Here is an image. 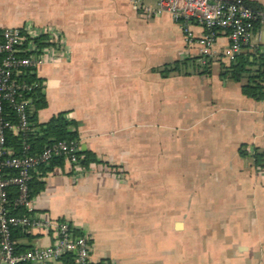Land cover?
<instances>
[{
  "label": "crops",
  "instance_id": "crops-1",
  "mask_svg": "<svg viewBox=\"0 0 264 264\" xmlns=\"http://www.w3.org/2000/svg\"><path fill=\"white\" fill-rule=\"evenodd\" d=\"M246 2L264 8V0ZM158 4L0 0V32L63 35L66 52H49L35 70L47 100L38 122L66 113L80 149L99 160L36 173L45 183L36 212L88 235L96 263L253 264L264 257V162L254 158L264 156V100L221 78L228 62L219 57L209 74L191 66L206 62L196 44L204 29L194 24L188 34L170 14L143 12ZM253 44L264 47V29ZM228 45L220 32L217 55ZM183 62L182 72L162 73ZM18 233L19 247L54 242L52 232Z\"/></svg>",
  "mask_w": 264,
  "mask_h": 264
},
{
  "label": "built area",
  "instance_id": "built-area-1",
  "mask_svg": "<svg viewBox=\"0 0 264 264\" xmlns=\"http://www.w3.org/2000/svg\"><path fill=\"white\" fill-rule=\"evenodd\" d=\"M143 12L170 14L188 34L192 25H200L204 34L196 44L204 60L219 57L228 63L234 61L246 49L254 47L256 24L264 29V8L253 9L246 0H159L156 10L144 8ZM220 32L228 33L229 45L222 55H217L215 47ZM0 36V264H62L68 255L73 256L75 264H112L94 262L91 239L68 221H52L38 215L29 189L32 173L42 165L49 166L56 157L84 169L78 158L80 147L73 142L54 141L41 154L31 155L30 145L24 144L21 156L7 147L8 132L23 137L38 133L29 113L30 95L39 85L18 78L29 70L34 73L47 61L49 52L57 55L66 52L65 39L53 28L32 26L6 28ZM4 103L14 112L16 122L5 115ZM10 171L17 173L12 175ZM13 189L16 197L11 200ZM35 229L52 232L54 242L19 252L13 233L24 234Z\"/></svg>",
  "mask_w": 264,
  "mask_h": 264
},
{
  "label": "trees",
  "instance_id": "trees-1",
  "mask_svg": "<svg viewBox=\"0 0 264 264\" xmlns=\"http://www.w3.org/2000/svg\"><path fill=\"white\" fill-rule=\"evenodd\" d=\"M261 9V8H257ZM260 28V25L256 24V30ZM1 33V32H0ZM1 41V36H0ZM253 49V50H252ZM211 59L206 60L202 66L191 65L195 68H199L204 73H211ZM187 66L188 62L176 63L165 67L162 71L164 75L170 73H180ZM221 78L230 80L236 83L242 84V92L248 97L257 101L264 100V47L248 48L242 54L238 55L234 61L220 66ZM19 81H23L29 84H38L39 86L32 92L30 98L32 100V109L29 116L30 121L37 128L38 133L29 135L28 137L18 136L14 133H7V147L11 148L16 156H21L23 152L24 144L30 145V154H41L46 148L51 146L54 141H66L73 142L80 147V137L78 132V124L75 121L69 120L66 113H60L53 117L50 122L46 124H39L37 113L39 110L47 107V100L43 93V87L41 79L37 77L36 72L27 71L23 76L18 78ZM5 115L16 122L17 118L14 112L9 108L8 103H4ZM78 158L83 167L88 168L91 164L98 163L97 156L90 151L81 150L78 153ZM255 161L258 165H262L264 162V156L260 153H255ZM65 160L62 157H56L52 159L49 166L42 165L38 167L37 171L32 173V181L29 183V189L32 197L35 194L45 189V183L40 182L36 177V173L41 170L52 168L53 165L62 164ZM12 175H15L16 171H10ZM10 199L13 200L16 197V190L13 189L10 194ZM16 214H27L25 212H18ZM18 232L13 233V239L15 240L19 235ZM80 234V233H79ZM28 247L18 246L19 252L26 251ZM62 264H75L72 255L64 257Z\"/></svg>",
  "mask_w": 264,
  "mask_h": 264
},
{
  "label": "rangeland",
  "instance_id": "rangeland-1",
  "mask_svg": "<svg viewBox=\"0 0 264 264\" xmlns=\"http://www.w3.org/2000/svg\"><path fill=\"white\" fill-rule=\"evenodd\" d=\"M259 244H260V242H259ZM211 260H214V258H212ZM263 260H264V257H262L261 255H258V256H254V260H253V264H263L262 262H263Z\"/></svg>",
  "mask_w": 264,
  "mask_h": 264
}]
</instances>
